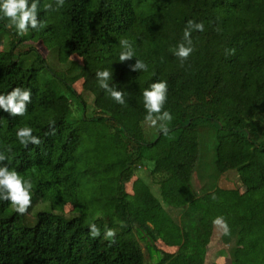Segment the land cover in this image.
Instances as JSON below:
<instances>
[{
    "label": "trees",
    "instance_id": "trees-1",
    "mask_svg": "<svg viewBox=\"0 0 264 264\" xmlns=\"http://www.w3.org/2000/svg\"><path fill=\"white\" fill-rule=\"evenodd\" d=\"M49 3L39 0L43 27L25 35L0 18V94L32 92L24 116L0 109V151L11 146L6 163L33 183L25 215L0 200V264H144L139 240L155 264H202L217 217L230 230L221 238L231 262L264 264V0H65L59 11L46 10ZM189 20L204 31L192 32L195 50L181 66L169 49ZM122 38L133 44L130 61L119 60ZM25 41L52 52L60 68L32 45L15 48ZM136 59L148 71H131ZM102 70L113 72L109 83L124 104L99 87ZM79 79L91 95L88 112L73 87ZM159 81L168 84L163 110L173 116L167 136L145 122L143 92ZM25 126L39 146L19 143ZM209 150L215 181L230 175L238 183L212 182L197 194L191 177ZM234 187L244 189L230 198ZM156 240L175 251L154 248Z\"/></svg>",
    "mask_w": 264,
    "mask_h": 264
},
{
    "label": "clouds",
    "instance_id": "clouds-1",
    "mask_svg": "<svg viewBox=\"0 0 264 264\" xmlns=\"http://www.w3.org/2000/svg\"><path fill=\"white\" fill-rule=\"evenodd\" d=\"M53 3L45 5L46 10L59 11L65 6V0H54ZM39 0H0V18H6L8 24L6 27L15 28L20 35L28 33L29 29H38L43 27L39 19L38 13ZM193 31H204V23L189 20L183 31V38L175 48H170L171 51L179 60L181 66L193 53L194 46L191 38ZM122 51L119 55L120 62L130 61L134 58L135 52L133 44L127 38H122L119 41ZM131 71H148V65L143 61L136 59L134 64L129 65ZM99 87L105 90L111 98L118 104H124L125 95L117 90L116 87L110 85L113 72L108 70L98 71L96 73ZM168 97V84L166 81L154 82L149 88L143 92L144 107L147 111L145 122L149 127L157 128L165 136L169 134V124L173 116L169 111L163 110L164 104ZM32 103V92L30 89L16 87L6 95L0 94V109L8 113L12 117L24 116L28 111V105ZM50 127H54L50 125ZM16 138L21 145L28 147L29 144L39 146L42 141L37 135H33V129L25 126L17 130ZM12 151L11 146H6L4 151H0V200L8 201L13 210L18 215H25L32 206V189L33 183L31 178H23L14 169H10L6 161L9 157L5 153ZM213 199L215 196L213 195ZM123 227V222H119ZM214 224L223 229L224 235H229L230 230L227 222L223 217H217ZM88 232L92 238H97L101 235L100 228L95 223L88 227ZM116 232L114 229L106 228L104 239L110 242H115Z\"/></svg>",
    "mask_w": 264,
    "mask_h": 264
},
{
    "label": "rangeland",
    "instance_id": "rangeland-1",
    "mask_svg": "<svg viewBox=\"0 0 264 264\" xmlns=\"http://www.w3.org/2000/svg\"><path fill=\"white\" fill-rule=\"evenodd\" d=\"M21 45H32L35 47L37 52L41 55V57L46 60L49 64H51L53 67L60 68L59 63L56 61L54 54L50 52L49 50L45 49L39 42H32V41H25L23 43H17L15 48H20V50L23 49ZM5 46V37L0 33V50H3ZM74 60H76L78 63L80 62V59L78 57H71ZM73 87L76 92L80 93L84 96L86 109L85 112H88L91 110V95L88 92H85L82 90V82L81 80H77L73 83ZM72 109H74V106H72ZM148 126V124L146 125ZM149 127V126H148ZM152 130V129H151ZM150 129L146 128L145 132L148 133L151 132ZM210 157H211V151H207L204 154V159L201 163V165L198 168V172H194L191 177L192 186L195 189V192L197 194L200 193L201 187H209L212 182L216 183V185L223 189H231L232 183L237 184L238 182L235 180V177L230 175L225 176V178L222 181H215L216 175L214 176L211 170L210 165ZM138 172V171H136ZM135 179V174L131 175L128 181H126L123 185L124 190L128 193H131V184L132 181ZM235 188V187H234ZM236 191L234 192H226L227 196L232 198L236 196L240 191H242L243 188H235ZM151 192L157 196L156 187L151 189ZM39 205L35 206V210L39 209ZM73 204L66 203L63 205V212L65 214H68L69 211L73 210ZM30 216V215H29ZM223 229L219 226L215 225L214 222L212 224L211 232L208 238V242L206 244V250L203 256L202 264H233L228 256V245L224 243V241L221 238ZM140 249L143 254V263L144 264H155L156 260V253L154 251H148L143 241L139 240ZM154 248L159 249L160 251L164 252H174L176 247L175 246H166L161 240H156L153 245Z\"/></svg>",
    "mask_w": 264,
    "mask_h": 264
}]
</instances>
